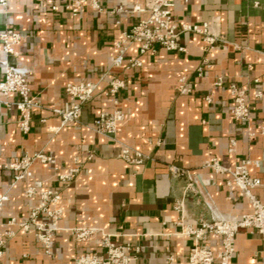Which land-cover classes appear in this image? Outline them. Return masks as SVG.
<instances>
[{"label": "crops", "instance_id": "1", "mask_svg": "<svg viewBox=\"0 0 264 264\" xmlns=\"http://www.w3.org/2000/svg\"><path fill=\"white\" fill-rule=\"evenodd\" d=\"M99 1L100 10L88 3L74 16L65 9L68 0H0V83L3 62L25 67L30 96L40 106L23 133L20 97L0 95V198L8 196L0 206V264H75L83 253L105 252L101 235L78 242L67 231L73 227L102 229L114 243L140 248L133 264H188L194 237L184 234L186 228H198L202 219H237L252 212L249 200L229 187L230 175L205 168L214 158L227 168L248 160L250 175L263 183L254 194L264 203V0H178L175 21L207 23L220 39L218 47L206 50L204 37L193 33L180 36L184 52L157 46L141 55L135 45L126 57L140 59L142 66L128 70L111 68L110 60L123 33L147 17L134 10L144 0ZM8 30L21 37L15 56L3 51L1 35ZM184 76L188 94L178 90ZM113 77L126 80L117 96L125 113L117 140L94 129L102 113L117 108L115 98L106 95ZM219 78L222 86L216 85ZM81 81L98 84L93 100L78 123L53 132L61 127L53 110L71 101L67 85ZM232 85L250 98L248 123L231 114ZM257 91L261 98H255ZM208 96L212 103L205 101ZM125 146L132 156L141 153L143 163L123 160ZM38 153L55 164L34 161L33 176L16 182L10 164ZM77 162L79 172L62 182L60 175ZM173 166L190 173L193 192L188 176L171 173ZM28 187L62 192L61 230L49 255L34 228L19 226L40 203L39 195L26 197ZM207 244L218 252L222 238L210 235ZM231 264H264L263 237L239 231Z\"/></svg>", "mask_w": 264, "mask_h": 264}, {"label": "built area", "instance_id": "2", "mask_svg": "<svg viewBox=\"0 0 264 264\" xmlns=\"http://www.w3.org/2000/svg\"><path fill=\"white\" fill-rule=\"evenodd\" d=\"M178 0H144L143 4H137L135 11L147 13V17L140 20L129 31L123 33L121 39L116 43L117 54L111 58V68H139L142 62L138 58H127L128 51L135 45H139L140 54L145 55L148 52H155L156 47H162L168 51L184 52L185 48L181 46L179 39L183 33H193L204 37L206 50L211 51L218 47L219 37L214 34L207 23L203 25H191L187 23H178L174 19L173 9ZM187 1V0H184ZM91 4L94 9H101L99 0H68L65 9L74 16L79 13L82 6ZM58 9V6H54ZM3 41V51L7 55L15 56L14 45L21 39L20 34L8 30L1 35ZM6 66L4 80L0 83V95L7 96L15 93L20 97L16 104L22 114L21 130L23 133L29 132L30 122L34 109L40 108L35 98L30 96L31 87L29 82V70L18 65ZM223 78L216 82L217 86H222ZM126 87V80L122 77H113L109 83L107 96L115 98L114 103L117 108L111 113H102L94 122V129L100 135L117 140L118 124L125 119L124 111L118 107L117 96L119 92ZM98 84L93 81H81L68 84L66 92L71 98L63 108L54 109L53 112L61 119V127L52 129L53 132H59L62 127L78 123L83 112L84 106L93 100ZM181 94H188L191 88L187 77L180 79L178 88ZM233 96V107L231 114L238 122L248 123L251 117L250 98L246 91L231 86ZM262 92L257 91L255 98H261ZM207 103H212L210 96L205 98ZM235 145V141L232 140ZM132 156V150L125 146L122 149L120 157L129 163H143V156L136 152ZM93 155H90L91 160ZM34 161L43 164H55V159L44 153L35 154L33 157L25 156L20 162L10 164V168L17 172L16 182L25 181L33 176L32 166ZM250 162L242 160L235 168H227L221 165L218 159H211L205 164V168L213 169L218 174L230 175L228 185L232 190H238L241 195L246 197L251 206L252 212L242 215L237 219H212L208 221L202 219L198 228L188 227L184 234L194 237V245L190 250L188 264H231L236 254V236L241 230H251L261 235L264 239V203L254 194V190L263 185L261 179L254 178L249 171ZM81 163L77 162V167L70 170L67 174L60 175L62 182H69L74 175L79 172ZM171 173L176 176H188L191 181L188 184V191L193 192V179L190 173L173 166ZM26 197L33 198L36 195L40 197V203L35 206L27 220L20 222L19 226L24 231L34 228L38 241L43 245L47 255L51 253L52 242L56 233L61 230L59 222L63 216V209L59 206L62 200L60 190H45L40 193L34 187H28L25 192ZM8 196L0 198V206ZM15 224V219L10 221ZM68 232L78 242H86L96 235H101L100 244L105 248L104 253H83L76 260L75 264H133L140 253V248L131 244H116L111 236L104 233L102 229L93 227H73L67 229ZM210 235H216L222 238L221 250L216 252L208 244ZM3 252L0 250V257ZM170 262H173L171 257Z\"/></svg>", "mask_w": 264, "mask_h": 264}]
</instances>
